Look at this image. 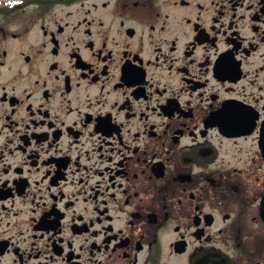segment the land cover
I'll list each match as a JSON object with an SVG mask.
<instances>
[{"label":"flooded vegetation","instance_id":"obj_1","mask_svg":"<svg viewBox=\"0 0 264 264\" xmlns=\"http://www.w3.org/2000/svg\"><path fill=\"white\" fill-rule=\"evenodd\" d=\"M0 264H264V0H0Z\"/></svg>","mask_w":264,"mask_h":264}]
</instances>
